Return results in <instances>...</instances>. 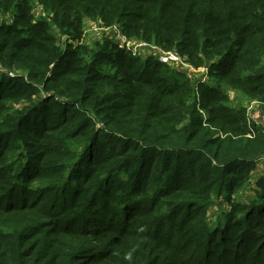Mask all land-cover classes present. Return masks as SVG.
<instances>
[{"label": "trees", "instance_id": "trees-1", "mask_svg": "<svg viewBox=\"0 0 264 264\" xmlns=\"http://www.w3.org/2000/svg\"><path fill=\"white\" fill-rule=\"evenodd\" d=\"M0 15L18 75L0 74V264H264V126L230 97L264 111V0H0ZM86 21L208 80L85 43Z\"/></svg>", "mask_w": 264, "mask_h": 264}, {"label": "built area", "instance_id": "built-area-1", "mask_svg": "<svg viewBox=\"0 0 264 264\" xmlns=\"http://www.w3.org/2000/svg\"><path fill=\"white\" fill-rule=\"evenodd\" d=\"M104 31L105 35H109L111 36L113 39H116L118 41V45H120L121 47H126L127 49H130L134 55L136 56H141L140 51H138L139 48H145V49H151L153 53H151L149 56H153L158 62L164 63V64H180L183 65L190 73L196 74L201 72L202 73V79H198L196 78L195 75L193 76H188L189 79L191 80H199L201 82H207L208 78H207V70L205 68H194L191 65H189L187 63V61L185 60L184 57H181L180 55H178L176 52L174 51H165L162 50L161 48L155 46V45H151V44H147V43H143L141 41L138 40H127L122 34L121 32L115 27H101ZM103 34V35H104ZM129 43L131 44V46H129ZM6 74L8 77L10 78H16L18 75H16L14 72H8L5 69L2 68V66L0 65V74ZM257 103V102H256ZM255 102L252 103H247L244 107L246 108V115L248 118V122L249 124H255V125H263V122L260 121H256L255 119H252V113L256 110L254 109V106L256 105ZM261 163L264 164V159H262Z\"/></svg>", "mask_w": 264, "mask_h": 264}, {"label": "rangeland", "instance_id": "rangeland-1", "mask_svg": "<svg viewBox=\"0 0 264 264\" xmlns=\"http://www.w3.org/2000/svg\"><path fill=\"white\" fill-rule=\"evenodd\" d=\"M35 14H36V16H39L40 11L36 10ZM2 18L3 17L0 15V21L2 20ZM101 27H104V26H102V25H100L98 23H93V22H90V21H86L84 23V32H85V35H86L85 43H89V42H93L95 40H98L100 38V36L104 34V31H103V29ZM56 36H58L60 38L59 34H57ZM110 38H111V36H110ZM62 40H64V37H62ZM129 40H131V39H129ZM133 40H137V39L133 38ZM115 42L118 43V41L116 39H115ZM129 46H131L130 43H129ZM138 51H140V54H141L142 57L143 56H149L151 53H153L150 48L149 49L139 48ZM166 65H168L171 69L176 70L177 72H183L186 75L188 74L190 77L195 75L196 78L202 79L203 75H202L201 72L196 73V74L190 73L183 65H180V64H173V65L166 64ZM230 97H231L234 105H237V104L240 103L242 106H245L247 103H252V102L256 103L257 102V101L246 99L245 97H243V96H241L239 94L234 95L232 92L230 94ZM262 108H263L262 105L259 102H257L256 105L254 106V109H256V110L252 113V119H255L256 121H260V122L264 123V111H263ZM259 166H260L259 169L256 168V170L251 175V181H250L251 182V186L254 185L255 179L263 174L264 164L260 163ZM249 188H251V187H249ZM249 188H248V191L251 190V189L249 190ZM241 197L242 198L246 197L245 193H241ZM224 207H225V205H224ZM211 210H213L214 212L217 211V214H215V215L214 214H210V216H209L210 222L214 223L216 221L217 215L221 211L217 210V208H211ZM226 210H228V208Z\"/></svg>", "mask_w": 264, "mask_h": 264}, {"label": "crops", "instance_id": "crops-1", "mask_svg": "<svg viewBox=\"0 0 264 264\" xmlns=\"http://www.w3.org/2000/svg\"><path fill=\"white\" fill-rule=\"evenodd\" d=\"M259 167H260V166L258 165V166H257V169H259Z\"/></svg>", "mask_w": 264, "mask_h": 264}]
</instances>
